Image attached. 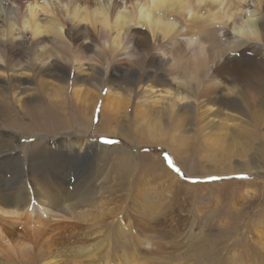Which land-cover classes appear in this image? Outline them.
<instances>
[{
	"label": "rangeland",
	"instance_id": "rangeland-1",
	"mask_svg": "<svg viewBox=\"0 0 264 264\" xmlns=\"http://www.w3.org/2000/svg\"><path fill=\"white\" fill-rule=\"evenodd\" d=\"M235 2L230 1L232 11ZM216 9L201 10L206 19L197 23L196 46L203 29L210 30L213 39L206 45L226 52L229 44L221 41L222 31L215 28L228 19L210 16ZM69 54L64 76L61 69L49 74L55 68L52 58L45 61L47 71L40 75L34 55V62L24 64L32 73L38 72L34 78L4 82L0 88V145L31 152L40 170L49 165L63 171V186L52 173L46 175L55 186L50 191L62 200L57 208L62 209L67 200V205H78L87 195L101 199L106 223L117 224L120 217L132 225L136 239H144L147 264H264V101L260 94L247 95L241 108L215 106L207 113L197 96L196 111L181 112L156 98L159 93L151 96L140 91L135 82L129 99L124 90L131 80L123 78L120 68L137 65L134 61L113 60L104 77L96 70L105 66L106 56L76 50ZM76 58H83L84 71L76 72ZM17 83L24 90L20 97L15 94ZM224 94L228 101L234 97ZM118 96L124 100L121 104ZM143 103H150L145 115ZM48 109L57 115L46 122ZM46 123L51 124L46 125L48 130L43 127ZM94 176V184L104 190L70 188L84 178L91 188ZM94 206L98 207H85ZM67 216L0 213V264L3 259L20 262V251L29 246L38 258L49 244L76 234L80 227ZM116 230H111L114 238Z\"/></svg>",
	"mask_w": 264,
	"mask_h": 264
},
{
	"label": "bare ground",
	"instance_id": "bare-ground-1",
	"mask_svg": "<svg viewBox=\"0 0 264 264\" xmlns=\"http://www.w3.org/2000/svg\"><path fill=\"white\" fill-rule=\"evenodd\" d=\"M230 1L0 0V88L5 87L4 82L11 83L23 77L28 82L34 78L38 72L32 73L26 68L28 66H24L29 61L34 62V55L37 56L40 75L47 71L45 61L52 58L50 63L55 68L48 71L49 74L55 75V71L61 69L60 74L64 76V63L70 61L69 52L76 50L80 54L92 51L96 55L106 56L105 66L96 70L104 77L110 72L113 60L119 63L134 61L137 65L120 68L123 78L131 80L124 90L129 99L132 98L135 82L140 86V91L151 96H154V92L159 93L155 95L156 98L166 100L169 108L178 107L181 112H195L197 96L202 97L199 103L206 108V113L215 106L241 108L240 102L246 100L247 95L254 96L256 93L264 101V94L261 93L264 89V60L263 46L260 44L264 45V0H236L234 11ZM212 6L217 9L209 13L210 16H227L228 19L215 28L222 31L221 41L229 44L226 52H221L217 47L210 49L206 45L213 39L210 30L203 29L196 46L197 23L206 19L200 12ZM35 47H40V51L37 52ZM81 59L76 58V72L84 71ZM14 86L15 94L20 97L24 92L22 86L18 83ZM226 92L234 96L231 101L226 99ZM122 102L124 100L121 98L117 100L118 104ZM143 105L144 114L150 103ZM56 115L55 110L48 109L46 122L55 119ZM3 121L7 122V119ZM49 124L43 127L49 129ZM215 136L222 141L221 134ZM30 153L0 145V213L12 217L42 214L57 219L68 215L76 221L80 230L65 240L49 244L38 258L37 255L34 258V251L29 246L25 251H20V262L3 259V264H147L148 254L142 245L144 239H136L132 225L122 222L120 217L117 224L106 223V217L103 220L104 205L101 207L99 203L101 199L98 198V202L90 195L87 198L81 196L78 205H67V200L63 201L66 206L63 204L62 209L57 208L62 200L59 201L58 196L50 191L55 186L47 180L46 175L52 173L58 184L63 186L66 180L61 177L64 176L63 171L49 165L40 170V164H36ZM95 178L90 179V184L94 185L91 188L85 184L88 181L85 178L78 179V182L75 180L76 183L70 188L83 192L99 189V184L92 181ZM91 204L98 207H85ZM114 228L117 229L116 238L111 231ZM120 240L123 241L122 245Z\"/></svg>",
	"mask_w": 264,
	"mask_h": 264
}]
</instances>
